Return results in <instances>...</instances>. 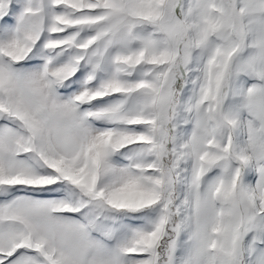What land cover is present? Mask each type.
I'll list each match as a JSON object with an SVG mask.
<instances>
[{
	"label": "snow or ice",
	"instance_id": "snow-or-ice-1",
	"mask_svg": "<svg viewBox=\"0 0 264 264\" xmlns=\"http://www.w3.org/2000/svg\"><path fill=\"white\" fill-rule=\"evenodd\" d=\"M0 264H264V0H0Z\"/></svg>",
	"mask_w": 264,
	"mask_h": 264
}]
</instances>
